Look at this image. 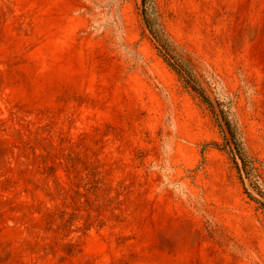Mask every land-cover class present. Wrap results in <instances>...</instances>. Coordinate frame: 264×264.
I'll list each match as a JSON object with an SVG mask.
<instances>
[{
    "label": "rangeland",
    "instance_id": "obj_1",
    "mask_svg": "<svg viewBox=\"0 0 264 264\" xmlns=\"http://www.w3.org/2000/svg\"><path fill=\"white\" fill-rule=\"evenodd\" d=\"M0 264H264V0H0Z\"/></svg>",
    "mask_w": 264,
    "mask_h": 264
}]
</instances>
